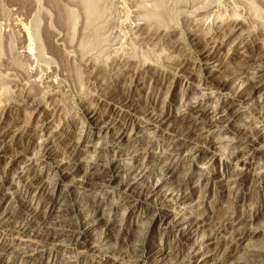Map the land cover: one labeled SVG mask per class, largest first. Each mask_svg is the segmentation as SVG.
Masks as SVG:
<instances>
[{"label": "rangeland", "instance_id": "obj_1", "mask_svg": "<svg viewBox=\"0 0 264 264\" xmlns=\"http://www.w3.org/2000/svg\"><path fill=\"white\" fill-rule=\"evenodd\" d=\"M263 83L264 0H0V264H239L262 249ZM223 217L206 241L198 223Z\"/></svg>", "mask_w": 264, "mask_h": 264}, {"label": "bare ground", "instance_id": "obj_2", "mask_svg": "<svg viewBox=\"0 0 264 264\" xmlns=\"http://www.w3.org/2000/svg\"><path fill=\"white\" fill-rule=\"evenodd\" d=\"M194 1V0H193ZM237 20V19H236ZM241 22V21H240ZM242 23V22H241ZM21 30L20 31H22L23 32V34H26L25 36H27V39L29 40V45L27 44V46H26V48H28V50H31V44H30V41H31V39L32 38H30V34H29V30H28V27L25 25V23H21ZM232 30V29H231ZM21 32V33H22ZM48 35V34H47ZM192 37V36H191ZM48 38V37H47ZM195 47V46H194ZM199 55V54H198ZM47 77V76H46ZM36 84V83H35ZM264 84V83H263ZM220 87V86H219ZM261 87H264V85H262ZM122 100L123 101H125L122 105L127 109V111L129 112V113H133L134 114V112L136 111V105L135 104H133L132 102H130L129 101V98L126 96V95H124L123 94V96H122ZM81 111H82V117H83V119H87L88 117H87V115L86 114H88L89 112H91V111H86L84 108H82L81 109ZM135 115V114H134ZM89 122V121H88ZM106 123V122H105ZM210 131V130H209ZM264 135V133L262 132V131H260V130H254V131H252V134H251V140H257V139H259L260 137H262ZM204 142H205V146H209L210 144H212V143H214V141H213V139H212V137L211 136H207L206 137V139L204 138ZM202 147H204V146H202ZM201 147V148H202ZM92 148L93 149H95V148H97V146L96 145H93L92 146ZM102 148V147H101ZM201 150L202 149H198L197 151H199V152H201ZM257 151L258 150H256V152L255 153H253V155L254 156H257ZM47 153H41V156L42 157H44L45 155H46ZM57 171V170H56ZM61 179H62V177H60ZM89 179H91V178H89ZM115 179V176L114 175H109V177L107 178V181L110 183V182H112L113 180ZM106 181V182H107ZM91 181H89V180H87L86 182H85V184H89ZM157 182H158V180H157ZM94 183V182H93ZM159 187V185H153L152 187H151V194H153V193H155V192H157L158 191V188ZM186 196V195H185ZM137 199H139V198H137ZM142 199V198H141ZM139 201H147L146 199L144 200V199H142V200H139ZM76 204V201H74V200H71V206H73V205H75ZM3 212V211H2ZM5 212V211H4ZM155 213H157L158 215H157V217L158 216H160V217H162V218H160V220H162L163 218V220H165L166 218H167V216H168V214H167V212L166 211H163V210H160V208L158 207L157 208V210L155 211ZM154 214V213H153ZM2 217L0 218V222H3V221H5L6 219L7 220H9L11 217H12V214H10L9 212H5V214L4 213H2ZM14 216V215H13ZM227 216V215H226ZM233 218V217H232ZM231 218V219H232ZM168 220V219H167ZM206 220V219H205ZM213 220V219H212ZM234 220L235 219H233V222H234ZM201 222V221H200ZM207 223H211L212 224V226H210V228H211V231H208L207 233H206V241L207 240H210L211 238H212V236H214V234H216V233H219L220 231L219 230H225L226 229V227H227V224H232V221L229 219L228 220V217H226V218H224L223 217V219H215L213 222L211 221V222H207V221H204V222H201V224H199L198 223V225H206ZM150 224V223H149ZM176 224V223H175ZM74 225H75V227L74 228H72V230H71V233L69 234V236L71 237V238H76L77 239V237H78V235L77 234H84V232H79V228H82V226H83V220H80L79 218L78 219H76L75 220V222H74ZM208 226V225H207ZM169 227H174V223H171V222H169ZM16 228V227H15ZM14 228V229H15ZM209 228V229H210ZM13 229V228H12ZM8 230V229H7ZM10 230V229H9ZM21 230V229H20ZM82 230V229H81ZM17 231H19V230H17ZM22 231V230H21ZM68 231V230H67ZM254 231H255V229H254ZM55 231H49V234H53ZM70 232V231H69ZM76 235H77V237H76ZM204 237V236H203ZM205 242V241H204ZM136 251V249L134 248V246L132 245V244H130L129 242H127L126 244H125V246H124V248H122V253L123 254H131V253H133V252H135ZM141 253H143V252H141ZM243 253V252H242ZM244 254H245V256H243L241 259H239V264H254V263H258V264H263V260H261V259H264V246H263V248L261 249L260 247L259 248H254V247H252V248H248V249H244ZM143 255V254H142ZM137 256H141V254L139 253V255H137ZM26 260V259H25ZM24 260V261H25ZM191 260V259H190Z\"/></svg>", "mask_w": 264, "mask_h": 264}]
</instances>
